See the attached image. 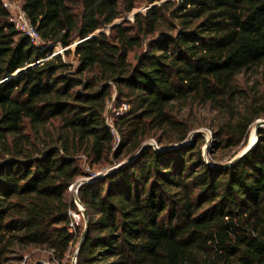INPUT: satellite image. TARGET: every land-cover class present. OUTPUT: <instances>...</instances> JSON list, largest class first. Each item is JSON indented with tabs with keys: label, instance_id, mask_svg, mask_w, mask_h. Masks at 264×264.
Wrapping results in <instances>:
<instances>
[{
	"label": "trees",
	"instance_id": "trees-1",
	"mask_svg": "<svg viewBox=\"0 0 264 264\" xmlns=\"http://www.w3.org/2000/svg\"><path fill=\"white\" fill-rule=\"evenodd\" d=\"M19 1L43 44L0 0V264L30 248L69 260L85 225L71 231L79 211L68 193L83 176L77 264H264V130L220 167L264 117V85L238 79L261 72L264 82V0ZM114 91L117 107L130 106L114 121L118 146L106 119ZM189 103L221 115L212 154L225 163L206 161L201 135L190 140ZM151 137L160 150L144 145ZM81 156L91 168L127 165L93 176Z\"/></svg>",
	"mask_w": 264,
	"mask_h": 264
},
{
	"label": "rangeland",
	"instance_id": "rangeland-1",
	"mask_svg": "<svg viewBox=\"0 0 264 264\" xmlns=\"http://www.w3.org/2000/svg\"><path fill=\"white\" fill-rule=\"evenodd\" d=\"M145 10H146L145 6H139L133 12V14L127 15L123 19H129V20L133 21V15L135 13H137L139 11H145ZM123 19L119 20L118 23L121 22ZM145 50H146V46L138 49L136 51V53L131 54L130 60L133 63H135L136 62L135 55L136 54L139 55L142 52H144ZM60 51H62V47H57L52 53H57ZM69 59L72 61L74 59V57L72 56ZM72 62H74V61H72ZM261 76H262L261 72L259 75L257 73L253 72L251 74H249V73L242 74L239 76L238 79H239V82L242 85L247 86L248 89L251 87H254L255 89H261V91L263 92V87H260V85H264L263 80H261ZM116 108H118V107H117V101H116V91H114V96H113L112 100L109 102L108 109L106 112L107 122L110 123L111 125H113V127H114V121L116 118V112H115ZM180 109H181V113L183 115H185V118L193 126V130L191 132L190 139L194 140L198 135H201L204 138L203 154L205 157H207L208 161L209 162L213 161L214 163H218V164L225 163L227 161L228 157H225L224 155L221 156L220 154H217L215 157L212 154L213 141H214V136H213L214 128L221 120V118H220L221 115L219 114V112L216 111L214 109V107H212V105L202 106V105L190 104V103H189V105H186L185 107H180ZM129 110H130V108H129ZM258 120H264V117L260 118ZM256 122L252 125V127L250 129L249 142L251 144L253 142H255V140H256V134H255ZM56 125H58V122H56ZM48 129L50 131H54L55 132L54 135L57 136V134H56L57 132H56L55 128L48 127ZM197 132H202V133L201 134H195ZM116 134L120 137V134L118 133L117 129H116ZM156 140L157 139L151 137L144 143V145L152 144V145L156 146V144H155V143H157ZM119 143H120V141H119ZM119 143H117V139H116V145L117 146ZM157 146L159 149L162 148V146L159 145L158 143H157ZM159 149H157V150H159ZM224 157H225V159H224ZM81 158H82L81 161L83 162L84 172L89 173L90 175H93V176H104L108 172H110L114 169H117L119 166L123 165L127 160L125 157H123L120 159V163H119V161L116 158H111V163H107V164H103V165H99V166H95V167L91 168L86 161V157L81 156ZM88 179L89 178L85 177V176L80 177L76 180V182L73 185H75V186L79 185L80 186L82 181L88 180ZM68 195L70 198H74L73 192L69 191ZM78 225H80L81 227L83 225H85L84 216H82V219L78 222ZM80 240H81V238H79L75 242V245L73 246V254L69 255V257H68L69 260L66 261L64 264H73L75 253H76V250H77V247L79 245ZM20 264H58V263L50 260L49 253L46 250L30 248L25 253L24 260Z\"/></svg>",
	"mask_w": 264,
	"mask_h": 264
},
{
	"label": "built area",
	"instance_id": "built-area-1",
	"mask_svg": "<svg viewBox=\"0 0 264 264\" xmlns=\"http://www.w3.org/2000/svg\"><path fill=\"white\" fill-rule=\"evenodd\" d=\"M3 5L4 8L8 10L9 14H10V22L15 26V28L25 37L29 38L31 40V42L36 45V46H40L43 44V40L42 37L37 29L36 26H34L32 24V22L30 21L29 17L27 16L26 12L23 9V5L19 0H3ZM57 53H52L51 55H49V58L57 55ZM130 106L128 104H122L120 107L115 109L116 112V118L124 115V113H126L129 110ZM115 118V119H116ZM108 123V122H107ZM108 125L111 127L113 134L115 135L116 139H117V143H119L120 141V137L116 134V130L113 127V125H111L110 123H108ZM155 145H152L155 149H159L157 146V143H155ZM206 161H208L207 157H206ZM79 188L80 186L77 185H71L69 188L70 192L74 193V202L78 207V211L79 212H71V218H72V222H71V231L74 232L76 230V226L78 225V222L82 219L83 216V208L81 206V203L78 201V192H79Z\"/></svg>",
	"mask_w": 264,
	"mask_h": 264
},
{
	"label": "water",
	"instance_id": "water-1",
	"mask_svg": "<svg viewBox=\"0 0 264 264\" xmlns=\"http://www.w3.org/2000/svg\"><path fill=\"white\" fill-rule=\"evenodd\" d=\"M80 42H81V40L77 41L76 44L74 45V47L77 46ZM64 51H65V49H62V51L58 52V54H62V53H64ZM262 130H264V120H258L256 122V124H255V134H256V140H255V142L253 144H251L250 142H248V145L244 148V150H242L238 155H236L231 161L227 162L226 164L221 165L220 167H225V168L226 167H231L234 164H236L237 162H239L241 159H243L253 148H255L258 145V142H259V140L261 138V132H262ZM201 133L202 132H197L195 134H201ZM186 144L187 143H181L179 145H175V146H172V147H167V148H165L163 150H169V149H172V148H175V147H181V146H184ZM150 145L151 144H147L145 146H150ZM125 165H127V164L121 165L117 169H120V168H122ZM106 175L101 176V177H105ZM87 181H89V179L82 181L81 184H80V186L82 184H84L85 182H87ZM78 201L80 202L79 197H78ZM83 216H84V221H85V230H84V233H83V235L81 237V240L79 242V245L77 247L73 264H77L78 255H79V253L81 251V248H82L83 243L85 241V238L87 236V229H88V226H89V218H88V214H87V212H86L85 209L83 210Z\"/></svg>",
	"mask_w": 264,
	"mask_h": 264
},
{
	"label": "bare ground",
	"instance_id": "bare-ground-1",
	"mask_svg": "<svg viewBox=\"0 0 264 264\" xmlns=\"http://www.w3.org/2000/svg\"><path fill=\"white\" fill-rule=\"evenodd\" d=\"M253 143H254V142H253ZM253 143H252V144H253Z\"/></svg>",
	"mask_w": 264,
	"mask_h": 264
}]
</instances>
